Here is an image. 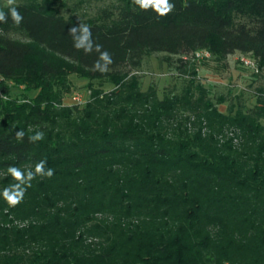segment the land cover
I'll return each instance as SVG.
<instances>
[{
	"label": "trees",
	"instance_id": "1",
	"mask_svg": "<svg viewBox=\"0 0 264 264\" xmlns=\"http://www.w3.org/2000/svg\"><path fill=\"white\" fill-rule=\"evenodd\" d=\"M62 1L15 2L19 25L0 7V264H264V88L223 111L193 63L162 97L135 72L155 51L223 65L240 52L264 71V0H170L163 17L114 0L82 19ZM79 25L91 33L81 48ZM70 75L87 80L82 105L64 100ZM40 161L54 175L9 205L8 168Z\"/></svg>",
	"mask_w": 264,
	"mask_h": 264
},
{
	"label": "rangeland",
	"instance_id": "2",
	"mask_svg": "<svg viewBox=\"0 0 264 264\" xmlns=\"http://www.w3.org/2000/svg\"><path fill=\"white\" fill-rule=\"evenodd\" d=\"M20 1L23 0H15V2ZM63 1L58 5L62 15L82 19L86 15L94 14L100 6L114 0H88V5L83 2L76 9L74 4L77 0ZM6 4L7 0H0V7ZM13 36L19 38L17 35ZM243 55L240 52L230 54L223 65V62L213 60L210 55L205 56L206 60L204 61L192 62L191 57L155 51L143 55L141 64L135 72L139 77L141 89L145 90L149 85H153L158 96L162 97L167 91L174 93L182 91L192 78V69L189 67L193 63L196 82L202 83L208 88L212 101L216 103L218 97L224 98L223 102L216 103L220 110L225 111L231 105L247 110L256 101L257 89L264 88V71L256 72L251 67L244 65L241 60ZM70 80L71 90L64 96V100L69 101L73 92H79L84 99H87L89 93L87 80L76 75H70ZM103 87L110 89L112 85L105 83ZM21 91L22 87H10L12 96L21 93ZM31 93L30 91L29 95Z\"/></svg>",
	"mask_w": 264,
	"mask_h": 264
},
{
	"label": "clouds",
	"instance_id": "3",
	"mask_svg": "<svg viewBox=\"0 0 264 264\" xmlns=\"http://www.w3.org/2000/svg\"><path fill=\"white\" fill-rule=\"evenodd\" d=\"M134 4L139 6L141 9L147 10L151 8L159 16L163 17L173 11L175 5L170 3V0H133ZM7 4L10 6V16L16 25H19L23 21V16L19 13L15 5V0H7ZM6 15L3 11H0V22H6ZM70 33L75 36L77 32H81L83 35L76 37L77 43L76 47L81 48L84 46L85 40L90 37L91 33L87 25H79V27H73L70 30ZM97 45V49H99ZM86 51H91V47H87ZM101 60L104 61V66H101L99 62L94 66L95 69L104 72L107 70V64H110L111 57L107 52H104L101 56ZM24 131L19 130L16 132V138L22 140L24 138ZM30 142H37L44 139L43 132H36L35 135L28 137ZM46 161H40L35 166V170H28L26 173L19 168L10 166L8 168L9 174L13 177L17 183L10 185L9 187L3 190V196L5 200L11 206L19 204L26 192V188L31 186V180H33L37 175L42 177L51 178L54 175V169L48 168L45 169Z\"/></svg>",
	"mask_w": 264,
	"mask_h": 264
},
{
	"label": "built area",
	"instance_id": "4",
	"mask_svg": "<svg viewBox=\"0 0 264 264\" xmlns=\"http://www.w3.org/2000/svg\"><path fill=\"white\" fill-rule=\"evenodd\" d=\"M209 54L205 51H197L195 53V56L196 57H200V56H208ZM241 60H242V63L246 66H249L251 67L253 70H257L256 68V64L254 62L253 59H251L249 56H246V55H243L241 57ZM2 80V77L0 75V82ZM71 100L74 102V103H77L79 105H82L86 99L83 98V95L79 92H73L72 95H71Z\"/></svg>",
	"mask_w": 264,
	"mask_h": 264
}]
</instances>
